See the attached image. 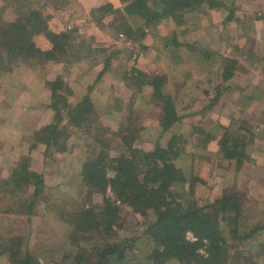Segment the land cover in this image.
Masks as SVG:
<instances>
[{
	"label": "trees",
	"instance_id": "1",
	"mask_svg": "<svg viewBox=\"0 0 264 264\" xmlns=\"http://www.w3.org/2000/svg\"><path fill=\"white\" fill-rule=\"evenodd\" d=\"M3 1L16 17L0 26V74L11 73L19 62L34 71H45L50 64L63 66L60 73L44 78L50 92V104L39 105L33 109V114H26L22 119L24 135L18 148L21 157L5 179L0 177V199L6 196L13 200L20 195L25 200H18V209L5 210L3 215L7 213L8 216L23 217L31 225L33 218L38 216L41 203L50 200L44 196L45 177L41 171L30 166V154L40 145L45 147L46 158L67 154L70 152L68 140L75 131H79L90 148L81 175V184L86 186L88 198L80 207L72 206L74 201L69 203L72 210H67L62 203L56 205V213L67 215L66 220L73 227L69 235V250H77L66 254L62 264H250L253 259L264 255V250L260 256L251 255L254 244L264 248V220L251 227L241 224L245 218L244 199L236 189L239 184L227 188L212 202L207 200L211 198L215 187L209 184L208 178L199 176L194 164L198 165L199 161L208 166L209 160L204 156L188 154L190 141L177 133H172L165 147L158 141L153 143L143 140L141 129L128 122L130 117L123 119L117 130L103 127L101 118H115L116 114L123 115L132 108L123 99H118L114 85L113 93L106 103H111L113 108L105 106L107 112L100 111L92 97L95 85L110 71L111 61L119 52L108 54L106 49L97 51L87 46L84 39L78 41L83 38L77 28L81 25L78 22L68 31L52 30L49 25L52 17L44 13L47 5L62 11L72 7L75 0ZM120 1L122 8H115L110 3L94 8L90 21L103 27L105 19L112 17L107 27L122 34V37L126 36L128 42L137 44L142 51L148 49L147 29L161 30L165 21L175 26L170 34L161 36L167 43V49L196 48L197 44L180 38L182 26L188 29L185 17L190 15L194 21H199L202 14L212 12L215 8L226 10L222 23L225 30L233 22H242L244 27L264 22V15L255 12L247 15V21L241 18L237 9L241 0H231V4L227 0ZM131 21L137 25L136 28ZM198 28L196 25L195 29ZM242 36L233 38L231 43L225 36L223 38L233 55L253 58V65L260 51L256 47L259 41L256 40L253 48L246 52L240 41ZM85 52L89 53L86 57ZM97 53L103 56V69L86 92L76 93L69 80L72 67L91 56H97ZM212 57L217 58L222 70L215 75L219 74L226 82L235 78L240 80L245 72H250L247 64L239 61L236 65L226 63L224 53L204 51V60L210 61ZM122 81L130 91L136 89L140 92L145 86L153 88V96L162 105L159 120L161 136L175 130L189 116L182 115L176 96H166L161 91L164 76L152 78L139 68L129 67ZM220 96H208L209 105L196 111L195 115L212 111ZM48 112H52L50 121L39 127ZM192 130V143L194 141L198 148L206 151L215 143L218 146L217 160L222 163L221 166L230 170L234 164V168L240 171L247 158L246 148L254 140L253 131L246 123L233 121L229 127L221 124L217 137L201 126L193 125ZM118 139L122 140L123 149L116 156H111V146ZM186 155L191 157L192 163L189 179L186 176L187 169L180 164ZM197 191L206 193L207 196L202 195L205 203H199ZM94 195L103 196V202L94 204L91 201ZM124 206L129 213L143 218L142 221H136L135 229L125 238L121 236L128 222L122 212ZM2 221L3 217L0 218ZM96 238L103 240L90 246L89 241ZM55 243L49 242L45 249L54 248L56 253ZM81 243H84L82 247ZM6 255L10 256L11 264H43L30 250L28 237L21 235L7 239L0 236V257Z\"/></svg>",
	"mask_w": 264,
	"mask_h": 264
},
{
	"label": "rangeland",
	"instance_id": "2",
	"mask_svg": "<svg viewBox=\"0 0 264 264\" xmlns=\"http://www.w3.org/2000/svg\"><path fill=\"white\" fill-rule=\"evenodd\" d=\"M230 1L231 0H227V2ZM42 2L49 1L44 0ZM107 3H110L115 8L123 7L120 0H75L72 7L62 11L55 10L52 5H47L44 9V13L45 15H51L52 17L49 23L52 30L68 31L77 24L76 22H78L83 25H79L77 27L79 34L83 37L78 41L84 39L87 46H92V49L97 51L106 49L108 54L112 51L119 52V54H117V56L111 61L110 71L95 85L92 97L99 110L107 112L105 111V106L113 108L111 103H108L109 105L106 103L109 101V98L113 93L112 85H114L116 87L115 94L118 96V99H123L127 106L131 105L132 108L130 111H125V113H123L124 116L122 114H116L115 118H101L103 127L117 130L123 123V119L130 117L128 122L132 123L136 128L141 129L143 140H150L153 143L158 141L163 147L167 145L172 133L182 135L183 138L190 141L187 147L188 154L204 156L209 160L208 166L202 165L198 161V165L194 164V167L199 176L201 175V177L206 179L208 178L207 181L209 184H213L215 187L211 193V198L207 199L212 202L218 197L224 187L227 188L228 184H225L226 180H233L235 170L234 168H231L230 171L227 172L225 167L221 166L222 163L217 160L216 151L218 150V146L215 143H212L209 150L206 151L195 147V142L193 141L192 143L191 141L193 135V125L210 127L213 122L212 125L217 126L216 119H218V117H222L223 115V110L218 113V117L216 119L214 118V115H211L214 113L213 110L208 113L203 112L204 114H207V117L204 116V118L200 117L199 114L195 115L196 111L209 105L210 98L208 96L214 94L212 87L217 85L218 81H221V77H219V75H215L214 71L215 68H220V62L216 57H212L210 61L204 60V51L214 50L219 53H224L227 57L226 63L236 65L239 61L240 63H243L244 65L247 64L248 67H250L253 58L245 55L240 57L239 54L233 55L229 51L226 41H224L225 39L223 38L225 36L227 41L231 43L233 38L243 35L240 41L242 45H244L243 48L246 52H249L253 48V45L256 44V40L257 42L259 41L256 44V47L260 51L258 52L253 64L257 65V68L263 67L264 22L258 23L256 26L248 24L245 27L242 22H233L225 30L222 23L226 15V10L221 11L220 9L215 8L214 11L207 12L208 14H202L199 21H194L193 17L190 15L185 17L188 29H185V26H182L181 31L184 32L185 36H183V33L180 32V38L182 41H191L194 45L197 44V46H195L196 48L192 49V47H180L179 49L175 48L176 50H174L169 47L167 49L165 47L167 43L161 36L163 34H170L175 26L172 23L165 21V25L161 28V30H157L156 28L147 29L149 34L148 49L146 51H142L139 49L137 44L133 45L131 42H128L126 36L123 35L122 37V34L116 33L113 29L107 27V25H109L112 21V17L105 19L103 27L90 21L91 11L94 8ZM237 9L239 16L247 21V15H251L253 12L258 13V15H264V0H241ZM15 17L16 15L14 11L11 8L7 9L5 2L0 0V26L3 22L13 21ZM131 24L135 28L137 27L134 21H131ZM196 25L199 26L197 30L195 29ZM185 31L187 32L185 33ZM170 36L171 35H169V37ZM128 51H131L133 54L130 55ZM87 55H89V53L85 52L84 57ZM95 58H97L96 61H94ZM103 67L104 59L102 54L99 53H97V56H91L89 59H86L85 61H82L78 65L72 67V78L70 79L71 76H69L72 89L76 93L86 92L88 87L93 84ZM129 67L139 68L152 78L156 76H164V83L161 91L166 96H176L182 115L189 114V116H192H188L182 124L175 128L172 132L164 133L161 136L160 133L162 129L160 128L159 120L161 117L162 105L153 96L154 90L152 87L145 86L140 92L136 89L130 91L125 87V82L122 81V78L124 76V72L127 71V68L129 69ZM62 70V65L50 64L46 66L45 71H34L27 65L19 62L11 73L3 72L0 74V104L5 99L6 94L11 93L13 87L18 85L28 86L31 84L33 86H39V83L44 82V78L47 76L51 78L53 75L60 73ZM186 71L189 72L190 76L188 77L190 78H184L186 77L184 75ZM254 72H245L240 80L235 78V81H237V87L242 85L243 78L250 79V77H253V80L257 78L264 80V75L258 74L260 76L258 77ZM12 85L13 87L9 90ZM204 92H208V94L205 95ZM238 94L239 93L236 91L233 92V94L227 93L223 95L222 101L225 103L224 112L228 113L226 109L228 106H231V108L233 106L240 108L241 104L244 106L243 102L248 100V96L243 99L242 97H239ZM40 96L45 100L43 95L40 94ZM71 101H73V99ZM45 102L47 103V100H45ZM35 107V105H30L29 107L26 106V109H29L26 113L30 115L33 114L34 112L32 109ZM216 108L218 107L216 106L213 109ZM45 116L46 117L44 119L41 118L42 121L39 126L45 125L50 121L52 112H48ZM0 125V133L4 134V128H2V124ZM159 137L160 140H158ZM14 139L16 142L18 139L21 140V137L18 136ZM27 146L28 143L25 147L27 148ZM88 146L89 144L85 140L84 135H82L79 131H75L68 140V149H70V152L67 154H55L50 158H46L45 147L41 145L39 146V151L34 152L33 156L30 154L32 159L30 166L33 169L41 171L45 177L46 188L44 196L50 200L49 202L45 201L41 203L38 210V216L35 217V219L33 218L31 225L27 223L23 217L21 218L12 215L8 216L6 215L7 213L3 215L5 210L12 208L17 210V206L19 204H16V202L21 198L25 200L24 196L22 197L19 195L14 197L13 200L8 197L5 198L6 196H3L0 199V218L3 217V221L0 222V236H3L5 239L19 235L25 238L28 237L30 250L34 252L43 264H62L66 258V254H72L77 251L76 249L69 250V248L71 249V247L68 246L69 235L72 233L71 229L73 227L67 222V215L64 214L61 216L60 213H56V205L58 203H62L65 204L64 206L67 210H72L69 204L72 201H74L72 206L75 205V207H80L82 203L87 201V188L81 184V175L83 165L89 156L90 148H88ZM122 149L123 142L121 139H118L114 142V144H112L110 155L116 156L118 151ZM0 159H2V157ZM180 164L182 168L187 169L186 176L189 179L191 175V157L186 155L185 158L180 161ZM0 171L2 172V170ZM1 172L0 175H2ZM251 180H254L255 182V185H253L251 190L247 188L251 187V183L246 186L239 185L238 188H236L240 194H242L244 199L243 210L245 219H242L241 221V224L244 227H251L252 225H256L260 221L264 220V191L256 192V194L259 195L258 198L251 196V193H254V191L257 190L258 184L263 185L264 171L261 169L256 170L254 177ZM246 193H248V195ZM109 195L112 197L110 192ZM202 195H206V193L202 191L199 192V195L197 196L200 204L206 202ZM91 201H93L94 204H101L103 202V196L94 195ZM48 206L51 208H47ZM127 209L128 208L125 206L122 209L123 215L128 218L126 230L121 232V236L124 238L135 229L136 221L143 220L141 216L129 213ZM225 234L227 237L226 232ZM189 238L192 239L191 234H189ZM99 240L103 239L96 238L94 241H89V245L94 246V244ZM49 242H56V253H54V248L51 250L45 249ZM57 242H60L61 245ZM82 245H84V243H81V247ZM258 246L254 244L251 255L260 256L263 253L264 248L260 246L259 248ZM0 264H11L10 256L6 255L4 257H0ZM250 264H264V255H262L259 259H253L250 261Z\"/></svg>",
	"mask_w": 264,
	"mask_h": 264
},
{
	"label": "crops",
	"instance_id": "3",
	"mask_svg": "<svg viewBox=\"0 0 264 264\" xmlns=\"http://www.w3.org/2000/svg\"><path fill=\"white\" fill-rule=\"evenodd\" d=\"M248 68H250V72H254L255 70L254 73L258 77H260L258 74L264 75V65L263 67L257 68V65L253 64V66L251 65ZM220 70L221 67L219 69H214L215 73L219 72ZM184 75L186 76L184 78H190L188 77L190 76L189 72L186 71ZM12 87L13 85L9 88V90ZM212 91L214 92V94L211 98H215L220 94L221 96L219 102L214 106H217L218 108L213 109L214 113H212L211 115H214V118L216 119L218 117V113L221 112V110H223V115L222 117H218V119H216L217 126L212 125L213 122L210 127L203 125V128H205L208 133L217 137V135L220 133L221 124L229 127L233 121L246 123L253 131L254 140L246 148L247 158L244 160L240 171L238 172L236 168H234L233 164L231 168H234L235 170L234 178L232 181L231 179H227L225 182V184H228L227 188L234 187L237 184L246 186L251 183V187H248L251 190L253 185H255L254 180H251L254 177L255 171L260 169L264 171V80L258 78L253 80V77H250V79L243 78L242 85L240 87H237V81H235L234 79L227 82L224 81V79H221L220 82H217V85L212 87ZM236 91L239 93L238 96L242 97L243 99L248 96V100H246V102L242 101L244 103V106L243 104H241L240 108H236L235 106L231 108V106H228L226 108L228 113L224 112L225 103L222 101L223 95L227 93L233 94V92ZM40 94L45 97L47 103L40 96ZM50 99V92L46 88L44 81L43 83H39V86H33L31 84L28 86L18 85L16 87H13L11 93L6 94L5 99L3 100V102H1L0 124H2V128H4L3 132H5L4 134L0 133V158H4L3 160L0 159V170H2V175H0L1 179H5L11 169L15 167V165L20 160L21 152L18 149L20 147V139L15 142L14 138L20 136L22 139L24 135V120L22 121V119L26 114L29 115L28 113H26L29 110L28 108L26 109V106L29 107L30 105H35V108H37L41 104L48 105L50 104ZM204 116L207 117V114L203 113L200 115V117L202 118H204ZM41 126L43 125H40L39 127ZM195 147L197 146L195 145ZM38 149L39 147L33 150L31 156H33L34 152L39 151ZM21 150H23V148ZM226 171L229 172L230 170ZM225 188L226 187L222 189L219 195H222L224 193V191L227 189ZM257 191H264V181L263 185L258 184L257 190L254 191V193L252 192L251 196H253L254 198H258L259 195L256 194Z\"/></svg>",
	"mask_w": 264,
	"mask_h": 264
}]
</instances>
